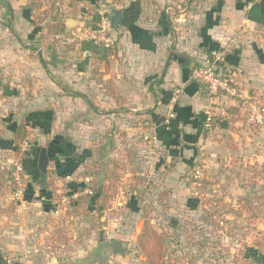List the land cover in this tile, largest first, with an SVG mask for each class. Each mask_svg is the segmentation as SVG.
<instances>
[{
	"label": "crops",
	"instance_id": "1",
	"mask_svg": "<svg viewBox=\"0 0 264 264\" xmlns=\"http://www.w3.org/2000/svg\"><path fill=\"white\" fill-rule=\"evenodd\" d=\"M31 1L0 0V264H99L86 262L94 250L89 244L95 243L89 231L100 228L99 215L94 225L97 210L91 206L84 218L90 230L80 241L82 249L72 240L59 241L61 227L66 226L65 233L71 230L68 235L82 231L72 228L81 217H65L68 208L61 211L58 205L61 189L54 192L38 167L40 149L47 147L46 175L54 185L89 183L88 175L78 174L90 153L79 151L75 133L92 126L80 123V118L100 117L103 131L111 125L115 130H130L121 118L146 113L159 117L160 136L179 149L176 166L182 170L194 165L200 152L218 160L220 154L235 156L239 150L234 148L239 146L251 153V160L264 163V124L249 122L243 100L211 93L191 78L195 65L221 53L220 68L233 76L244 93L255 94L264 103V0H203V8L180 10L176 25L167 9L159 10L165 0H122L107 11L118 40L116 48L108 51L84 39L64 55L56 49L60 43H42L44 35ZM113 17L119 18L116 28ZM100 18L101 14L95 18L94 27ZM88 20L66 14L61 23L64 30L53 35L61 37L66 29L72 37L71 27L90 24ZM93 55L100 57V111L78 108L82 96L70 90L86 82ZM213 103L225 107L229 116L208 122L205 109ZM155 106L161 117L153 112ZM170 112L174 117L167 119ZM22 124L28 135L18 150L16 132ZM172 135L175 142L170 141ZM228 136L234 144H226ZM15 158L22 159L28 173L21 200L15 199L2 172Z\"/></svg>",
	"mask_w": 264,
	"mask_h": 264
},
{
	"label": "rangeland",
	"instance_id": "2",
	"mask_svg": "<svg viewBox=\"0 0 264 264\" xmlns=\"http://www.w3.org/2000/svg\"><path fill=\"white\" fill-rule=\"evenodd\" d=\"M165 1L166 4L159 10L167 9L171 21L176 25L175 18L181 14L180 10L185 13L191 12L193 8L197 10L203 0ZM31 2L36 9L38 20L35 21L41 26L44 35L42 43H60L56 49L64 55L68 48L85 38L74 34L80 28L78 25L70 29L75 30V38L68 37L66 29L61 37L54 36V32L57 33L60 28L54 27V24L62 23L64 15L68 14L89 17L90 24L83 26H94L97 16L100 17L101 13L108 16L107 11L119 6L122 0ZM200 7L203 8L204 5ZM117 44L116 39L115 45L107 50H113ZM98 47L103 48L101 45ZM63 55L62 59L70 63ZM90 58L89 62L92 64L88 69L89 78L85 73L79 75L81 82L86 76V82L70 90L74 96H77V92L86 94L85 98L80 97L77 101L78 108H93L90 106L92 103L94 111H100V57L93 55ZM76 62L74 63L77 64ZM60 78L58 75V80ZM156 109L157 106L153 112L158 116L162 115ZM121 119H125L123 126H131L130 130L126 127L115 130L111 125L102 131L100 117L80 118V123L91 124L92 127L75 133L79 151L85 149L90 153L86 157L84 171H79L78 177L88 175L90 180L80 189L77 197L72 196L71 189L67 186L70 181L57 188L70 197L66 202L68 210L64 213L65 217L72 214L81 217L79 223L72 228L79 227L82 231L76 235H68L71 230H65V233L63 228L66 226L61 227V232L57 233L59 241L72 240L80 246L82 237L88 235L90 230V227L85 226L84 218L88 216L91 206L95 208L94 205L99 200L94 213L95 221L88 220L94 221L96 227V216L99 215L100 228H97V234L94 231L92 233V228L89 231L91 241H95L89 245L95 249L99 241L113 239L127 243L126 250L122 253L107 247V261L104 264H145L146 256L138 244V236L146 224H150L162 236L164 259L168 262L264 264V163L251 160V153L239 146V149L234 148L239 150L235 156L220 154L217 156L218 160L205 151L200 152L194 165L182 170L176 166L179 156L176 152L179 149L174 148L173 143L165 144L161 138L163 135L158 127L162 119H156L149 113ZM226 139L227 145L234 144L230 136ZM170 141L175 142L176 137L172 135ZM19 155V158H23V154ZM15 160L2 170L9 179L12 191L15 189ZM96 190L103 192L100 199L96 197ZM62 218L60 222L64 220Z\"/></svg>",
	"mask_w": 264,
	"mask_h": 264
},
{
	"label": "built area",
	"instance_id": "3",
	"mask_svg": "<svg viewBox=\"0 0 264 264\" xmlns=\"http://www.w3.org/2000/svg\"><path fill=\"white\" fill-rule=\"evenodd\" d=\"M74 34L82 36L92 41L94 44L101 45L105 48H112L116 42L112 33L111 22L105 13H101V18L96 27L83 26ZM221 57V53H217L212 60L195 65L191 71V78L204 86L211 93L243 100L249 122L254 125H262L264 120V103L257 95L244 93L239 84L233 79V76L220 68L219 62L222 59ZM178 92H180V90H178ZM205 114L207 121L213 123L216 120L228 117L229 111L220 105V103H213L206 107ZM173 117L174 114L170 112L168 119ZM27 145L28 144L25 142L23 148H27ZM13 169V184L15 188L13 194L16 200H21L26 191L28 173L22 159L15 161ZM62 193H60L58 201L62 202V204L58 205L61 211H64L66 202L69 201L70 197ZM79 194L80 193L76 191L72 193V196L77 197Z\"/></svg>",
	"mask_w": 264,
	"mask_h": 264
},
{
	"label": "trees",
	"instance_id": "4",
	"mask_svg": "<svg viewBox=\"0 0 264 264\" xmlns=\"http://www.w3.org/2000/svg\"><path fill=\"white\" fill-rule=\"evenodd\" d=\"M60 24H57L55 26H58V27L60 26V29L63 30L64 28H62V25H60ZM60 29H59V31H61ZM77 95L85 97V94H83L81 92H77ZM90 106H92L94 108L92 103H90ZM27 135H28V131H27L25 124L20 125L19 128L17 129V132H16V140L18 141V145H17L18 150L20 149V143L27 138ZM44 181H46L47 183L51 182L49 184L52 185L54 192H56L58 190L57 186L53 184V180L50 179V176L45 175ZM70 186L72 187V188H70L72 190V193L76 192V191H80L81 188L85 187V186H83V187L78 186L76 183H69V187ZM100 192L101 191H98V190H96V192H95V194L97 195L96 197L97 198L99 197V199H100V195H102V193H103V192H101V193ZM98 203H99V200H97V202L94 205L95 209L98 208V206H99ZM66 239L67 238H65V240ZM138 244L146 256L145 264H177L174 262H168L164 259L163 238L158 232H156L152 228V226L150 224H146L143 231L139 234Z\"/></svg>",
	"mask_w": 264,
	"mask_h": 264
},
{
	"label": "water",
	"instance_id": "5",
	"mask_svg": "<svg viewBox=\"0 0 264 264\" xmlns=\"http://www.w3.org/2000/svg\"><path fill=\"white\" fill-rule=\"evenodd\" d=\"M112 22H113L112 26L116 28L119 23V18L113 17ZM263 124H264V120H263ZM48 166H49V156H48L47 147H41L40 154H39L38 167L41 170L43 175L47 174ZM107 247H111L113 251L115 252L122 253L126 250L127 243L116 240V239H113L111 241L109 240L100 241L97 244L96 248L92 250L91 252L92 257L86 262L90 263V262L98 260L99 264H104V262L107 261V255L105 254Z\"/></svg>",
	"mask_w": 264,
	"mask_h": 264
}]
</instances>
